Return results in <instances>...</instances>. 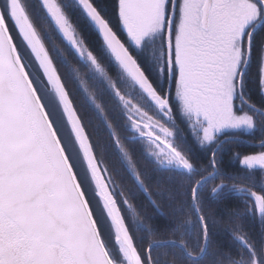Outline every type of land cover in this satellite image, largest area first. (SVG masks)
<instances>
[{
  "label": "snow or ice",
  "instance_id": "1",
  "mask_svg": "<svg viewBox=\"0 0 264 264\" xmlns=\"http://www.w3.org/2000/svg\"><path fill=\"white\" fill-rule=\"evenodd\" d=\"M40 3L68 46L59 57L79 65L72 71L88 102L101 116L111 105L147 142L154 163L142 173L111 131L152 211L136 216L133 232L60 60L25 0H3L0 264H264V0ZM177 116L206 163L173 139ZM105 124L114 129L111 118ZM240 130L259 133L253 151L235 157L242 178L224 170L220 155L228 134ZM231 193L242 207H226ZM158 216L164 227L154 224ZM247 216L258 218V237L245 229Z\"/></svg>",
  "mask_w": 264,
  "mask_h": 264
},
{
  "label": "trees",
  "instance_id": "2",
  "mask_svg": "<svg viewBox=\"0 0 264 264\" xmlns=\"http://www.w3.org/2000/svg\"><path fill=\"white\" fill-rule=\"evenodd\" d=\"M104 3L109 6L113 3V0H103ZM28 7L30 16L33 19L37 30L44 38L46 46L49 48L50 53L59 63L60 71L65 75V79L72 91L73 99L76 102V107L79 110L83 122L86 126V130L89 133L92 142L96 148V154L101 162V166L108 169L106 178L108 179L109 186L115 193V197L118 202V206L121 209L123 216L126 218L130 228L133 232L137 231L136 216L144 215L147 212H151L152 209L148 203L147 194L136 184L134 177L128 169L127 161H124L119 151L114 147L111 131H117L121 136L122 141L130 149V155L133 157V162L138 166V170L142 173L148 171L150 166L154 163V158L149 155L148 149L144 140L140 139L137 135L131 132L128 128L125 118L122 113L113 109L111 105H108L107 113L101 116L97 111L89 104L82 91L78 88V83L74 78L73 69L79 67L76 60L69 56L68 62H64L59 57L58 51H63L68 48L66 42L60 36V34L54 29V26L50 24V21L46 13L42 9L40 0H25ZM20 40V38H18ZM21 44V40L19 41ZM255 69L253 68V72ZM249 92L252 99L256 103L261 102V97L255 88L254 80H250ZM94 91V88H91ZM99 95V93H97ZM154 114V112H150ZM111 118L114 123V129L109 130L106 127L105 121ZM173 131L176 133L175 141L188 143L193 149V155L202 163H206L207 156L204 149L192 142L191 135L188 131L187 125L182 118L177 116L175 123H170ZM250 141H259V133L256 137H253L251 133L241 134ZM223 138V137H222ZM253 151L251 144L240 141H228L224 143L220 155L223 159V168L231 175L239 174L242 178L243 173L240 171L239 165L235 159L237 155L250 154ZM231 183V181H229ZM127 198L131 208L123 203V199ZM228 205L226 207H242V197L239 194L231 193L228 198ZM213 206H215L213 204ZM154 224L159 227L166 225V219L163 216L153 218ZM245 229L254 237H258L262 230V226L258 218L247 216L244 220ZM217 239L221 243H229V236L226 233H217ZM235 248V245H231Z\"/></svg>",
  "mask_w": 264,
  "mask_h": 264
},
{
  "label": "rangeland",
  "instance_id": "3",
  "mask_svg": "<svg viewBox=\"0 0 264 264\" xmlns=\"http://www.w3.org/2000/svg\"><path fill=\"white\" fill-rule=\"evenodd\" d=\"M0 2H1V4H3V0H0ZM141 57H142V60L144 61V63L146 64V65H148L149 64V56H148V54H146V53H142L141 54ZM74 78H75V80L77 81V83H78V80L76 79V77H75V75H74ZM78 88L80 89V85H79V83H78ZM91 90V89H90ZM83 93V92H82ZM84 94V96H85V98L87 99V97H86V94L85 93H83ZM88 101V100H87ZM90 104V103H89ZM91 105V104H90ZM92 106V105H91ZM93 107V106H92ZM94 108V107H93ZM151 114V113H150ZM174 132V131H173ZM243 132H245V131H243V130H240V131H238V132H236V133H229V135H231V136H234V135H237V134H241V133H243ZM245 133H247V132H245ZM136 135V134H135ZM175 137H176V133L174 132V137H173V139L175 140ZM145 142V144H146V147H147V149L149 148V146H148V144H147V142L146 141H144Z\"/></svg>",
  "mask_w": 264,
  "mask_h": 264
},
{
  "label": "water",
  "instance_id": "4",
  "mask_svg": "<svg viewBox=\"0 0 264 264\" xmlns=\"http://www.w3.org/2000/svg\"><path fill=\"white\" fill-rule=\"evenodd\" d=\"M229 140L242 141V142H246V143H249V144H252V145H254V144L258 145V144H259V142H251V141L245 139L244 137H233V136H228V138L225 140V142H227V141H229ZM121 214H122V212H121ZM122 215H123V214H122Z\"/></svg>",
  "mask_w": 264,
  "mask_h": 264
}]
</instances>
